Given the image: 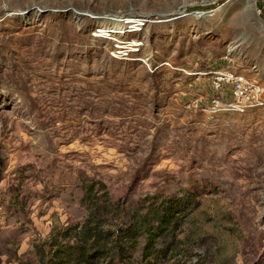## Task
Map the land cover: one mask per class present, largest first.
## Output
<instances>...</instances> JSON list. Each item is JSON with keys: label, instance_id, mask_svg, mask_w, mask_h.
Here are the masks:
<instances>
[{"label": "rangeland", "instance_id": "obj_1", "mask_svg": "<svg viewBox=\"0 0 264 264\" xmlns=\"http://www.w3.org/2000/svg\"><path fill=\"white\" fill-rule=\"evenodd\" d=\"M221 71L264 98V0H0L1 264L98 197L137 241L93 264H264V101L215 112Z\"/></svg>", "mask_w": 264, "mask_h": 264}, {"label": "trees", "instance_id": "obj_2", "mask_svg": "<svg viewBox=\"0 0 264 264\" xmlns=\"http://www.w3.org/2000/svg\"><path fill=\"white\" fill-rule=\"evenodd\" d=\"M105 187V184H101ZM87 193L86 199H89L90 190L93 189L91 185L86 186ZM107 196V194H106ZM98 200H93L90 207L88 219L81 225L71 226L65 230L52 236L49 242L50 246V263L51 264H93L96 259L105 258L112 254L122 259L125 257V249L128 246H135L137 241L133 226L132 229H123L119 226L117 229L112 230L104 228L107 218L104 216L109 213L107 205L99 204ZM108 201V197L106 198ZM169 215V218L167 217ZM170 212L162 214L161 209H155L153 213L156 219V225L149 224V222H138L134 225L140 231H147L150 243L151 239L158 234L171 222ZM174 223V222H172ZM131 231V232H130ZM75 239L73 243L65 242L66 239ZM147 239V240H148ZM149 243V244H150ZM150 249L148 246L146 252ZM44 252V251H43ZM1 264V256H0Z\"/></svg>", "mask_w": 264, "mask_h": 264}, {"label": "built area", "instance_id": "obj_3", "mask_svg": "<svg viewBox=\"0 0 264 264\" xmlns=\"http://www.w3.org/2000/svg\"><path fill=\"white\" fill-rule=\"evenodd\" d=\"M216 90L229 87L226 97L223 95L212 98L211 107L217 111L228 110L246 112L263 104V89L259 81L245 74L232 71L218 72L212 80Z\"/></svg>", "mask_w": 264, "mask_h": 264}, {"label": "bare ground", "instance_id": "obj_4", "mask_svg": "<svg viewBox=\"0 0 264 264\" xmlns=\"http://www.w3.org/2000/svg\"><path fill=\"white\" fill-rule=\"evenodd\" d=\"M247 5V6H246ZM245 5V8H250V7H252L253 5L252 4H249V2H248V4H246Z\"/></svg>", "mask_w": 264, "mask_h": 264}]
</instances>
